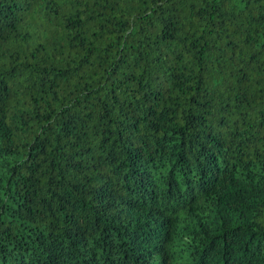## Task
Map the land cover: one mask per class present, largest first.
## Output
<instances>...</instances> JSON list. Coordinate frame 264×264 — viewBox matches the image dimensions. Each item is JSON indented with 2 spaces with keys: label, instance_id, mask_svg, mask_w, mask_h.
I'll list each match as a JSON object with an SVG mask.
<instances>
[{
  "label": "trees",
  "instance_id": "obj_1",
  "mask_svg": "<svg viewBox=\"0 0 264 264\" xmlns=\"http://www.w3.org/2000/svg\"><path fill=\"white\" fill-rule=\"evenodd\" d=\"M0 264H264V0H0Z\"/></svg>",
  "mask_w": 264,
  "mask_h": 264
}]
</instances>
